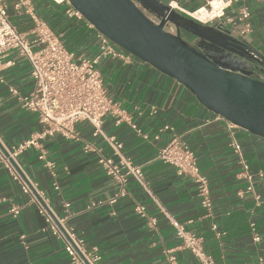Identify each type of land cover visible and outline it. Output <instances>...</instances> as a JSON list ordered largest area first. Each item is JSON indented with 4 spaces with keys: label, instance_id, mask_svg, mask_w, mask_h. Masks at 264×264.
<instances>
[{
    "label": "crops",
    "instance_id": "1",
    "mask_svg": "<svg viewBox=\"0 0 264 264\" xmlns=\"http://www.w3.org/2000/svg\"><path fill=\"white\" fill-rule=\"evenodd\" d=\"M166 1H176L188 13L205 4L203 0ZM33 6L62 41L70 42L87 29L89 36L74 52L84 58L97 55L95 32L87 28L84 20L69 14L73 9L69 2L34 0ZM243 7L250 11L245 21L240 20ZM10 15L19 31L26 33L33 28L28 16L16 14L13 8ZM223 22L232 36L264 54V0H240L227 10ZM246 24L249 31H245ZM12 58L16 65L1 72L0 152L23 143L42 128L38 116L25 110L11 93L15 89L27 95L34 86L28 62L16 54ZM99 69L109 95L130 123L148 135L144 139L127 121L117 125L113 117L104 119V133L116 137L123 145V155L143 169L150 194L131 178L125 187L126 195L115 205L108 204L120 186L100 167L98 156L86 154L83 146L95 144L106 156H112V151L103 138L93 137L91 126L79 123L76 130L80 141L59 135L44 141L47 160L53 168L46 167L35 150L18 159L22 172L43 194L56 216L65 218L66 227L84 239L88 248L97 247L100 264H167L165 252L169 250L176 251L179 264H198L192 255L179 249L181 242L156 201L189 230L204 237L205 250L216 264H254L264 256V176L256 177L255 182L262 198L260 207L251 196L238 195L246 183L238 178L240 166L229 147L226 123L203 107L183 85L133 57L127 61L103 59ZM167 126L174 130H165ZM174 135L190 146L201 172L210 180L214 218L204 217L192 181L178 176L174 167L157 159L159 150ZM237 137L253 173L264 175V139L242 129H238ZM0 198V264H71L63 242L52 233L38 205L30 203L22 193L1 155ZM99 201L106 204L87 211L88 205ZM65 204L70 207L66 209ZM137 205L146 207V217L135 212ZM13 206L22 208L17 218L10 214ZM152 219L157 220L156 226L151 225ZM213 222L225 233L221 238L211 230ZM252 223L262 237L261 243L253 242Z\"/></svg>",
    "mask_w": 264,
    "mask_h": 264
},
{
    "label": "built area",
    "instance_id": "2",
    "mask_svg": "<svg viewBox=\"0 0 264 264\" xmlns=\"http://www.w3.org/2000/svg\"><path fill=\"white\" fill-rule=\"evenodd\" d=\"M33 1L0 0V82H4L1 72L16 65L12 55L16 54L28 62L34 85L32 91L27 95H20L17 90L11 89V93L19 99L25 110L38 116L42 128L23 143L3 150L0 155L11 169L14 179L19 182L22 193L29 197L30 203L38 205L52 233L63 242L71 264H100L102 258L97 247L88 248L84 239L79 238L66 227V219L56 216L43 194L22 172L18 159L25 152L35 150L45 166L53 168V163L47 160L44 141L57 135L67 140L80 141L81 137L76 130V125L87 123L93 129V137L103 138L112 151V156H106L95 144L85 143L83 146L86 154L93 153L98 156L100 167L120 186L118 193L107 203L115 205L120 198L126 195L125 187L131 178L150 194L143 169L134 165L129 158L123 155V145L116 137L107 136L103 130L106 117H113L117 125L123 121L130 123V120L121 106L109 95L99 64L106 58L127 61L131 56L110 44L104 35L99 33L80 13L72 9L69 14L79 20H84L87 28L95 32L98 42L96 56L78 57L74 51L67 49L62 39L39 17L34 9ZM52 1L57 4L68 3L67 0ZM203 1L204 6L193 13L183 11L176 1L170 2L169 6L173 10L185 13L202 25H210L214 21L223 22L227 10L240 2V0ZM11 8L16 14H24L31 19L34 25L31 31L24 33L18 30L11 19ZM249 17L250 11L243 7L240 10V20L245 21ZM227 22L230 23L232 20L227 19ZM249 30L250 26L246 24L245 31ZM217 119L224 121L227 125L230 138L229 147L237 157L240 166L238 178L246 183L238 195L241 198L251 196L256 207H260L262 198L256 192L255 182L256 177L263 178L264 175L262 172L253 173L251 164L245 157L237 137V131L240 128L221 116L217 115ZM130 126L138 135L148 139V135H145L137 125L130 123ZM164 129L174 130L169 126ZM157 159L174 167L178 176L189 178L192 181L204 217L214 218L210 180L201 172L194 151L183 138L174 135L159 150ZM1 201L3 200L0 198ZM156 203L181 242L179 249L192 255L198 264H216L213 257L205 250L204 237L198 232L189 230L184 223L170 215L157 201ZM105 204L101 201L93 202L87 206V211L96 210ZM69 207V204H65L66 209ZM21 211V206H13L10 214L17 218ZM135 212L146 217V207L143 205H137ZM156 224L157 220L152 219L151 225L156 226ZM250 229L253 242L261 243L262 237L254 223L250 225ZM211 230L217 238L225 235L215 222L211 225ZM165 255L167 264H179L175 250L166 251ZM254 264H264V256H259Z\"/></svg>",
    "mask_w": 264,
    "mask_h": 264
},
{
    "label": "water",
    "instance_id": "3",
    "mask_svg": "<svg viewBox=\"0 0 264 264\" xmlns=\"http://www.w3.org/2000/svg\"><path fill=\"white\" fill-rule=\"evenodd\" d=\"M67 1L110 44L183 85L210 112L264 139V54L232 36L223 22L202 25L166 0ZM167 25L178 33L167 32ZM182 32L207 47L188 43Z\"/></svg>",
    "mask_w": 264,
    "mask_h": 264
},
{
    "label": "flooded vegetation",
    "instance_id": "4",
    "mask_svg": "<svg viewBox=\"0 0 264 264\" xmlns=\"http://www.w3.org/2000/svg\"><path fill=\"white\" fill-rule=\"evenodd\" d=\"M146 14L156 24H158L160 22V20L158 19V17L155 14H153L152 12H150L149 10L146 11ZM165 29L169 33H173V34H177L178 33V29H176V28H174V27H172L170 25H167ZM180 35H181V37L184 40H186L188 43L194 45L195 47H199V46L207 47V45H205L202 40H197L196 38H194L193 36H191V35H189L187 33L182 32ZM206 35L217 37V34L214 33V32H206Z\"/></svg>",
    "mask_w": 264,
    "mask_h": 264
},
{
    "label": "trees",
    "instance_id": "5",
    "mask_svg": "<svg viewBox=\"0 0 264 264\" xmlns=\"http://www.w3.org/2000/svg\"><path fill=\"white\" fill-rule=\"evenodd\" d=\"M89 36L87 29H83L70 42L63 41L68 50L74 51L75 47L81 43L82 40L86 39Z\"/></svg>",
    "mask_w": 264,
    "mask_h": 264
}]
</instances>
